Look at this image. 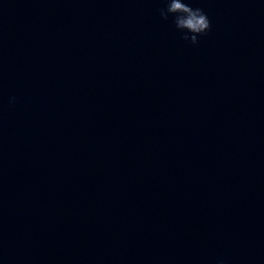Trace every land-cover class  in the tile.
Returning <instances> with one entry per match:
<instances>
[{
  "label": "water",
  "instance_id": "1",
  "mask_svg": "<svg viewBox=\"0 0 264 264\" xmlns=\"http://www.w3.org/2000/svg\"><path fill=\"white\" fill-rule=\"evenodd\" d=\"M185 2L0 0V264H264V0Z\"/></svg>",
  "mask_w": 264,
  "mask_h": 264
},
{
  "label": "clouds",
  "instance_id": "2",
  "mask_svg": "<svg viewBox=\"0 0 264 264\" xmlns=\"http://www.w3.org/2000/svg\"><path fill=\"white\" fill-rule=\"evenodd\" d=\"M169 14H174L176 28L186 30L183 38L192 44L198 43L199 36L206 34L211 28L210 20L203 9L193 8L185 0H167V7L160 9V15L167 20Z\"/></svg>",
  "mask_w": 264,
  "mask_h": 264
}]
</instances>
